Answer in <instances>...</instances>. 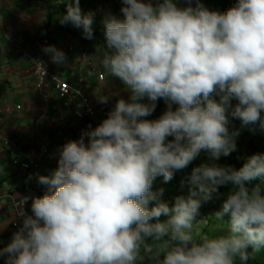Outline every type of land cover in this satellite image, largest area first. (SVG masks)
Wrapping results in <instances>:
<instances>
[{
    "label": "clouds",
    "instance_id": "1",
    "mask_svg": "<svg viewBox=\"0 0 264 264\" xmlns=\"http://www.w3.org/2000/svg\"><path fill=\"white\" fill-rule=\"evenodd\" d=\"M64 6L58 23L93 40L96 13L82 12L79 0ZM119 11L101 20L98 62L126 86V98L117 96L106 118L61 146L49 175H37L45 191L22 198L19 226L0 257L4 264H248L264 249V187L255 183L264 181V153L238 169L217 161L236 151L242 129L264 133V0H234L222 12L201 0H121ZM41 51L54 65L67 62L54 45ZM161 99L165 110L147 119ZM233 119L239 128L230 127ZM201 153L207 162L181 180L187 195L169 206L154 181L168 183ZM222 186L231 191L213 216L226 222L223 233L200 235L199 209Z\"/></svg>",
    "mask_w": 264,
    "mask_h": 264
},
{
    "label": "crops",
    "instance_id": "2",
    "mask_svg": "<svg viewBox=\"0 0 264 264\" xmlns=\"http://www.w3.org/2000/svg\"><path fill=\"white\" fill-rule=\"evenodd\" d=\"M31 1L38 0H0V248L10 241L17 230L13 227L17 220L14 201L24 196L39 197L34 190L37 175H49L57 166V150L69 140H77L80 136L81 123L72 114L71 108L53 91L50 82L45 86V92L49 94L48 101L36 91L35 61L43 64L60 80L82 87L98 113L104 105H108L111 110L119 98L117 96L126 98V86L107 74L98 62L100 43L104 39L101 20L108 13L121 17L117 3L114 0H79L82 12L91 10L96 13L93 24L94 39L85 40L78 29L58 23L61 14L65 12V0H41L44 7H30L27 3ZM67 2L70 3L71 0ZM201 2L209 10L222 12L231 7L234 0ZM44 45H54L63 50L67 62L62 65L49 62L48 57L41 51ZM99 73L104 74V81L98 79ZM101 96L111 98L106 104H101L96 100ZM159 115L154 111L147 119H155ZM239 126L238 119L231 120L230 127ZM242 130L245 132H240L237 137L236 151L237 146L241 147L244 141L248 144L254 143L258 135L264 141V133H252L247 128ZM59 132L63 134L59 135ZM4 139L12 141L25 152H37L45 141H49L56 145L50 153L52 161L56 163L45 162L34 175L21 171L13 165L14 157L10 149L3 145ZM236 151V154L241 155ZM233 159L238 163V159ZM175 174L178 175V172ZM162 183V178L157 177L152 190L163 188L160 199L171 206L175 198L173 194L178 193V185L172 181L168 182L172 188H164ZM30 205L31 203L27 207L28 211ZM165 219L164 216L160 217L161 221ZM216 231L217 229H209L200 235L212 237L216 233H223Z\"/></svg>",
    "mask_w": 264,
    "mask_h": 264
},
{
    "label": "built area",
    "instance_id": "3",
    "mask_svg": "<svg viewBox=\"0 0 264 264\" xmlns=\"http://www.w3.org/2000/svg\"><path fill=\"white\" fill-rule=\"evenodd\" d=\"M119 7H121V0H114ZM2 19V4L0 3V20ZM36 91L41 95V97L48 101L49 100V94L45 92V86L47 82H50V85H52L53 91L58 94V97L62 100H64L65 105L72 110V114L79 120L81 123V128L79 130V133L81 134L82 130H86L89 125H91L93 128L100 123L101 120L106 118L107 112L110 110L108 105L102 106L98 113L96 108L93 106V103L83 90L82 87L78 85H74L73 83H70L68 81H62L60 80L56 75H54L51 71H49L46 67H44L43 64L40 62H36ZM98 79L100 81H104L105 76L103 73H99ZM77 99V100H75ZM62 132H59V135H62ZM3 145L8 147L10 149L11 155L14 157L13 159V165L19 168V170L28 172L31 174H36L40 171L43 164L45 162H53V158H51V151L56 146L55 144L52 145L51 142L45 141L44 144L39 148L37 152L34 151H22L20 150L12 141L8 139H4L2 141ZM35 187L34 190L41 196L43 192L45 191V187L43 185H40L37 182V179L35 181ZM30 197V196H29ZM31 203V199L28 200V202L24 205V211L28 212L27 207ZM13 207L16 211L17 220L13 224L14 228H17L19 226V219L18 215L20 212V209L23 207L22 199L15 200L13 203ZM0 264H4V258L0 257Z\"/></svg>",
    "mask_w": 264,
    "mask_h": 264
},
{
    "label": "rangeland",
    "instance_id": "4",
    "mask_svg": "<svg viewBox=\"0 0 264 264\" xmlns=\"http://www.w3.org/2000/svg\"><path fill=\"white\" fill-rule=\"evenodd\" d=\"M233 103H235V101H233ZM243 132L245 131L241 130L242 134ZM254 140H255L254 143L248 144L246 141H244L241 147L237 146L236 152L240 153L241 155L232 152L228 157H221L220 160L217 161V163L221 165H232L235 168H240L245 162L247 157L257 153H264V141L262 140V138L258 135ZM233 158L238 159L239 160L238 163L235 162ZM202 162H207V158L204 153H201V155L196 160H194L192 164H190L186 169L178 171V175L175 174L173 180L169 181V182L173 181L175 182L176 185H178V193H174L173 197H176L178 195H185V196L187 195V187L181 186V180L184 179L191 172V169L193 167L198 166ZM260 182L263 184L264 187V181H260ZM162 187L172 188L169 187L168 183H162ZM229 191H231V186H222L218 189V196L214 195L211 200L202 203L199 209V215L196 218L198 220L204 219L202 223L203 231L201 230V233L204 232L206 233V230L209 229H213V230L217 229L216 232L219 233L223 232V228L226 222L217 221L213 215L214 213L219 211L223 199L226 198V195ZM226 219L227 218H225V220ZM212 233H214V231ZM216 235L218 234L216 233ZM236 264H240V262L237 260ZM248 264H264V249L250 256L248 260Z\"/></svg>",
    "mask_w": 264,
    "mask_h": 264
},
{
    "label": "trees",
    "instance_id": "5",
    "mask_svg": "<svg viewBox=\"0 0 264 264\" xmlns=\"http://www.w3.org/2000/svg\"><path fill=\"white\" fill-rule=\"evenodd\" d=\"M28 6L32 7V6H42L44 7V4L41 2V0L38 1H31L27 3ZM46 7H49L48 5L45 4ZM166 104L164 102V100H158L157 101V107L154 110L155 112H158L159 114H161L164 110H165ZM175 109V107L173 106V110ZM238 169V168H237ZM255 183L261 184V186L263 187V184L260 181H256ZM227 218V217H225Z\"/></svg>",
    "mask_w": 264,
    "mask_h": 264
}]
</instances>
